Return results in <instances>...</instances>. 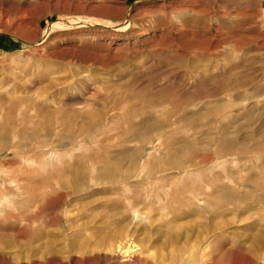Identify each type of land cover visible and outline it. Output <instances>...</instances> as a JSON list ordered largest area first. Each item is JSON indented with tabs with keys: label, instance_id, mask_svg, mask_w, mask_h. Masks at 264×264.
I'll list each match as a JSON object with an SVG mask.
<instances>
[{
	"label": "rangeland",
	"instance_id": "obj_1",
	"mask_svg": "<svg viewBox=\"0 0 264 264\" xmlns=\"http://www.w3.org/2000/svg\"><path fill=\"white\" fill-rule=\"evenodd\" d=\"M0 264H264V0H0Z\"/></svg>",
	"mask_w": 264,
	"mask_h": 264
},
{
	"label": "bare ground",
	"instance_id": "obj_2",
	"mask_svg": "<svg viewBox=\"0 0 264 264\" xmlns=\"http://www.w3.org/2000/svg\"><path fill=\"white\" fill-rule=\"evenodd\" d=\"M101 22H102V21H101ZM97 23H98V22H97ZM102 23H103V22H102ZM102 23H101V24H102ZM99 24H100V23H99ZM121 24H122V23H121ZM121 24H120V25H121ZM122 27H123V26H122Z\"/></svg>",
	"mask_w": 264,
	"mask_h": 264
}]
</instances>
